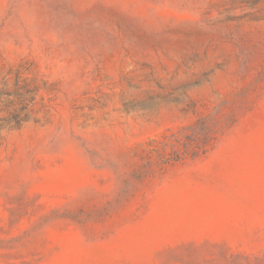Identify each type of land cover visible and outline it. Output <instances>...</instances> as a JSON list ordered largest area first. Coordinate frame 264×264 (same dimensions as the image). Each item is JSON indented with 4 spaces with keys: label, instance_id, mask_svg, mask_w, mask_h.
<instances>
[{
    "label": "rangeland",
    "instance_id": "374dc122",
    "mask_svg": "<svg viewBox=\"0 0 264 264\" xmlns=\"http://www.w3.org/2000/svg\"><path fill=\"white\" fill-rule=\"evenodd\" d=\"M0 264H264V0H0Z\"/></svg>",
    "mask_w": 264,
    "mask_h": 264
}]
</instances>
